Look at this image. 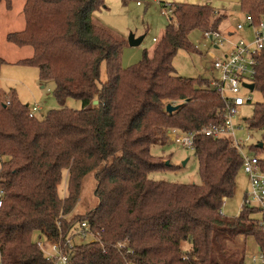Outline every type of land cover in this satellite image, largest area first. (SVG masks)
Listing matches in <instances>:
<instances>
[{
  "label": "trees",
  "instance_id": "obj_1",
  "mask_svg": "<svg viewBox=\"0 0 264 264\" xmlns=\"http://www.w3.org/2000/svg\"><path fill=\"white\" fill-rule=\"evenodd\" d=\"M3 2L12 9L13 0H0V5ZM240 3L255 21L264 15V0ZM104 4L26 0L25 28L6 36L16 46L33 48V56L18 63L37 67L43 81L53 80L61 105L74 98L82 108L31 116V107L14 89L0 87V188L5 190L1 264H60L45 257L37 240L64 242L70 229L83 221L96 240L75 241L63 264H246L242 237H253L264 254V208L244 205L234 217L221 212L224 200L235 193L242 169L233 138L197 136L201 184L149 177L165 167L151 147L166 143L171 130H201L225 119L220 94L203 85L204 80L177 75L173 65L179 50L193 48V30L219 31L224 16L216 15L211 3H171L161 38L139 63L125 68L124 41L92 21ZM5 62L0 57V70ZM103 62L106 81L100 79ZM255 89L263 100L245 120L249 127L260 128L264 62ZM168 104L179 108L169 113ZM251 149L264 171V144ZM65 171L68 194L62 198L59 187ZM91 172L97 203L85 215L69 218ZM258 211L263 213L262 224L254 216ZM123 242L126 245L119 247ZM184 242L190 243L189 249L183 248Z\"/></svg>",
  "mask_w": 264,
  "mask_h": 264
},
{
  "label": "rangeland",
  "instance_id": "obj_2",
  "mask_svg": "<svg viewBox=\"0 0 264 264\" xmlns=\"http://www.w3.org/2000/svg\"><path fill=\"white\" fill-rule=\"evenodd\" d=\"M25 2L26 0H13V7L10 10L6 8L4 2L0 5V57L6 61L0 70V87L6 92L14 89L18 98L30 107L35 103L40 105V110L36 112L37 117H42L51 109L62 107L81 109V101L74 98H67L64 105H61L54 94L55 82L53 80L43 81L37 67L18 63L22 59L33 56V48L31 46H16L8 42L6 36L9 32L21 31L25 28L26 21L23 12ZM172 2L192 3L183 0H105L104 6L92 14V21L124 41L122 64L126 68L139 63L144 52L150 51L156 44L154 38L159 39L162 36L170 21ZM208 2L216 9L214 12L216 15L224 16L220 24V32L226 35L230 32L233 33V35H229L232 41L245 37L251 39L252 30L247 28L238 30L237 28L238 23L244 22V19L246 21V11L241 6V0H203L196 4ZM131 33L136 37L144 36L143 41L139 45L131 46L128 42ZM189 40L193 48L191 50L181 49L177 52L173 61L175 72L182 77L204 80L203 85H205L211 78L213 58L210 53L214 52L216 56L222 57L229 50V46L224 43L222 51L220 47L219 49L215 48V44L201 29L193 30L189 35ZM107 77V66L103 62L100 79L106 81ZM242 95L246 101L249 98L251 101H247L241 106L238 115L233 118L236 125L234 139L242 144L244 151L250 152L253 146L264 142V126L251 128L245 119L252 117L255 104L262 101L263 96L258 89L252 92L243 90ZM253 149L261 155L259 150ZM151 153L164 160L165 167L151 172L150 178L175 183L201 184L199 162L194 148L183 147L174 137L169 136L166 143L153 145ZM249 184L248 174L241 169L237 176L235 193L222 207L226 216L234 217L240 214ZM95 185L96 179L94 173L91 172L83 181L78 203L69 218L78 214L85 215L96 205ZM67 186L68 176L65 171L59 187V194L62 198L68 194ZM254 205L258 206L256 203ZM254 216L257 220H263L261 211L255 213ZM76 239L80 241V238ZM243 242L241 240V243ZM246 247V264H262L260 261L254 262L251 259L253 253L259 255L253 237H247ZM183 248L189 249L190 243L184 242Z\"/></svg>",
  "mask_w": 264,
  "mask_h": 264
},
{
  "label": "built area",
  "instance_id": "obj_3",
  "mask_svg": "<svg viewBox=\"0 0 264 264\" xmlns=\"http://www.w3.org/2000/svg\"><path fill=\"white\" fill-rule=\"evenodd\" d=\"M245 18L247 23H239L237 28L238 30H244L247 26V29L252 30L251 39L245 37L237 41H232L229 35L220 31L204 32L215 44V48L219 49L220 47L221 50L224 47V43L229 46V50L222 57L216 56L214 52L210 53L213 58L212 70L210 72L211 78L206 83L208 88L216 91L224 99L225 119L220 123H209L201 130H190L186 132L178 129L171 130L169 136L174 137L183 147L194 148L196 138L200 134L214 138L227 136L234 139L236 125L233 118L238 115L241 106L247 101H251V98L246 101L242 95L243 90L252 92L244 84H254L256 86L258 67L264 62V15L258 21H255L249 13L245 15ZM40 108V105L35 103L31 106L30 115H35ZM234 141L238 145L242 157V169L248 174L250 179V184L246 189L242 206L264 208V171L260 166V156L252 151H244L242 144L235 139ZM2 180L3 178L0 175V183H2ZM4 197L5 190L0 188V207L3 205ZM225 202L226 199L224 200V204ZM255 203L258 206L254 205ZM221 212L224 213L223 209ZM260 223L262 224L263 221L261 220ZM76 238H80V241H92L96 240V235L91 230L90 225L86 221H83L70 229L64 242L61 238L54 241L40 237L37 240V244L47 259L54 263L63 264L69 259V251L73 249L75 241H78ZM125 245L126 242L119 243V247ZM251 259L254 262L260 261L264 264V254L260 251L259 255L254 254Z\"/></svg>",
  "mask_w": 264,
  "mask_h": 264
},
{
  "label": "water",
  "instance_id": "obj_4",
  "mask_svg": "<svg viewBox=\"0 0 264 264\" xmlns=\"http://www.w3.org/2000/svg\"><path fill=\"white\" fill-rule=\"evenodd\" d=\"M143 38H144V36L136 37L133 33H131L129 38H128V42L131 46L139 45L143 41ZM244 86L249 87L251 89V91H253L255 89L254 84H244ZM97 103H98V100H95L94 104H97ZM178 108H179V105L168 104L166 110H167V112L171 113ZM263 144H264V142H260L257 145H258V147H262Z\"/></svg>",
  "mask_w": 264,
  "mask_h": 264
},
{
  "label": "crops",
  "instance_id": "obj_5",
  "mask_svg": "<svg viewBox=\"0 0 264 264\" xmlns=\"http://www.w3.org/2000/svg\"><path fill=\"white\" fill-rule=\"evenodd\" d=\"M183 1H187V2H192L191 4H196L197 2L198 3H201V1H203V0H183ZM172 3H176V2H172ZM208 3H210V2H208ZM247 13H245V15H246ZM240 23H243V24H246L247 22L245 21V19H244V22H240ZM239 24V23H238ZM221 26V25H220ZM220 26H219V31H220ZM245 28H247V26L245 27ZM227 35H233V33H229V34H227ZM161 38V37H160ZM154 39H156V38H154ZM65 196H67V195H65ZM246 239H247V237L246 238H241V240H243L244 242H245V244H246ZM257 245V244H256ZM257 251L259 252V247H258V245H257ZM246 252H247V247H246ZM247 254V253H246ZM252 255V254H251ZM253 255H254V253H253ZM248 264H258V263H248Z\"/></svg>",
  "mask_w": 264,
  "mask_h": 264
}]
</instances>
